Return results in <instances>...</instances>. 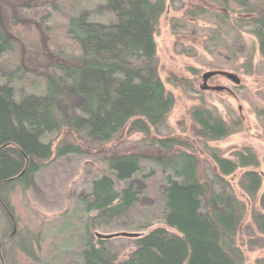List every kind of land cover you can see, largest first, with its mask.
Segmentation results:
<instances>
[{
	"label": "trees",
	"instance_id": "trees-1",
	"mask_svg": "<svg viewBox=\"0 0 264 264\" xmlns=\"http://www.w3.org/2000/svg\"><path fill=\"white\" fill-rule=\"evenodd\" d=\"M210 1L222 12H187L193 20L210 18L206 52L229 62L242 58L250 73L257 51L256 66L264 72V0ZM164 11L165 0H0V59L9 57L8 65H0V209L8 226L13 223L6 196L15 186L36 190L34 179L48 164L96 157L104 169L89 179L87 192L75 196L79 224L75 240H64L75 241L76 251L70 258L61 252L45 264H241L233 239L244 206L225 181L238 169L252 168L242 174L239 187L251 200L259 195L260 211L252 220L264 237V178L255 171L259 162L251 150L230 160L205 145L219 174L203 183L190 145L152 135L174 105L158 75L154 42ZM25 31L31 38L20 35ZM40 34L47 38L45 47ZM242 34L256 40V49H246ZM44 51L59 61H50ZM23 52L45 65L26 72L33 65L30 59L23 63ZM14 81L29 89H16ZM190 117L201 145L236 131L203 107L193 108ZM125 130L140 134L148 150L167 156L105 151ZM176 146L185 150L174 151ZM150 186L157 192L147 203L174 232L159 227L139 234L126 255L112 241L94 238L93 230L110 226L137 232L150 227L133 217Z\"/></svg>",
	"mask_w": 264,
	"mask_h": 264
},
{
	"label": "rangeland",
	"instance_id": "rangeland-1",
	"mask_svg": "<svg viewBox=\"0 0 264 264\" xmlns=\"http://www.w3.org/2000/svg\"><path fill=\"white\" fill-rule=\"evenodd\" d=\"M97 1L92 0V3ZM197 8L214 14L222 12L210 0H165V11L155 27L158 75L166 92L173 97L174 105L164 126L152 135L160 139H177L190 145L197 160L199 178L203 183L208 177L211 178L213 172L219 174L207 152L203 150L205 145L216 150L220 157L230 160L235 159L237 153L251 150L259 162L255 171L264 178V72L256 66L261 59L255 51V67L248 73L242 66V58L229 62L216 55H209L205 50V41L212 28L208 20L210 18L205 16L193 20L187 15V12ZM26 32L20 35L28 39L29 32ZM242 39L247 50L256 49V40L252 36L242 34ZM46 40L45 34H40L39 44L45 47ZM52 47L54 48L53 45ZM44 53L50 61H59L53 54L46 51ZM8 58L3 55L0 65H8ZM29 59L33 66L27 68L26 72L35 71L37 66L45 65L44 62L34 64L32 60L36 59V56L23 52V63ZM36 73L39 71L36 70ZM209 73L214 75L204 80V76ZM225 74L235 76L239 80L238 83L227 78ZM28 78L32 79L31 76ZM14 82L18 90L29 89L28 84L24 87L21 82ZM196 107L215 111L236 131L220 141L205 144L203 142L201 145L196 136V126L190 117V111ZM142 140L140 134L128 135L125 130L117 141L104 149L111 154L167 156L159 151L148 150L147 143L142 144ZM179 149L185 150L182 147H174V151ZM47 166L38 178L34 179L36 190L32 188L26 191L15 186L8 195L6 194L8 206L12 211L13 225L8 226L6 214L0 209V264H45L47 259L60 257L61 252H67L66 255L70 258L77 249L75 241L64 240L68 236L75 240L77 230L74 229L79 224L74 220L75 196L87 192L89 179L102 174L104 169L100 158L96 157L72 158L70 162L60 160ZM251 169H238L225 178L233 195L244 206L240 225L233 239L235 247L242 253L241 264H258L264 261V237L258 233L252 220L253 212L260 211L259 195L251 200L239 187L242 174ZM156 192L155 187L150 186L144 194L141 211L133 215L134 219L145 220L151 224L144 232L133 231L127 225H116L110 226L107 231L93 230L94 238L97 239L96 234L139 235L159 227L174 232L161 223L155 207L147 203L149 199L155 198ZM135 239L137 238L119 236L110 241L113 242L114 248L126 255L134 248ZM63 244H71L70 249H64Z\"/></svg>",
	"mask_w": 264,
	"mask_h": 264
},
{
	"label": "water",
	"instance_id": "water-1",
	"mask_svg": "<svg viewBox=\"0 0 264 264\" xmlns=\"http://www.w3.org/2000/svg\"><path fill=\"white\" fill-rule=\"evenodd\" d=\"M214 74L213 73H209V74H206L204 76V80H207L209 77L213 76ZM225 76L233 81H235L236 83H238V79L233 76V75H230V74H225ZM119 236H122V237H129V238H137L138 237V234H131V233H118V234H112V235H99V234H96V237L97 238H100V239H104V240H110L112 238H115V237H119Z\"/></svg>",
	"mask_w": 264,
	"mask_h": 264
}]
</instances>
